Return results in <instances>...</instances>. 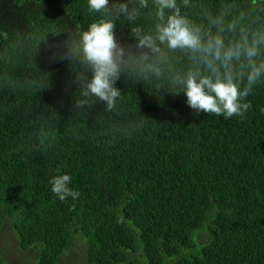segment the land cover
<instances>
[{"label":"trees","instance_id":"trees-1","mask_svg":"<svg viewBox=\"0 0 264 264\" xmlns=\"http://www.w3.org/2000/svg\"><path fill=\"white\" fill-rule=\"evenodd\" d=\"M119 2L132 7L110 6ZM225 3L264 9L191 0L182 11L207 25L206 10ZM150 11L114 20L126 53L115 106L76 107L91 72L68 54L102 14L87 0H0V264L7 241L25 264L76 252L84 264H264V84L243 120L195 116L169 91L167 66L157 78L140 62L136 29H153ZM169 55L173 71L185 68L182 53ZM65 172L76 201L51 191Z\"/></svg>","mask_w":264,"mask_h":264},{"label":"clouds","instance_id":"clouds-1","mask_svg":"<svg viewBox=\"0 0 264 264\" xmlns=\"http://www.w3.org/2000/svg\"><path fill=\"white\" fill-rule=\"evenodd\" d=\"M87 3L90 13H101L102 17L79 35L68 54L91 72L90 78H78L81 95L88 99H78L76 107L91 103L92 97L109 108L115 106L121 95L116 82L126 53L117 42L114 20L121 16L134 19L142 9H150L153 29H136L139 46L146 50L140 62L157 78L164 75L167 66L169 91L183 93L195 116L207 113L227 120L246 118L252 107L247 98L264 84V9L245 12L235 3H225L218 12L206 10L205 25L182 11L191 0H132L131 8L128 2L111 6L110 0ZM177 52L187 64L173 71L169 54ZM59 55L53 51L54 58ZM48 183L60 201H76L81 195L72 186L70 173L52 175Z\"/></svg>","mask_w":264,"mask_h":264},{"label":"rangeland","instance_id":"rangeland-1","mask_svg":"<svg viewBox=\"0 0 264 264\" xmlns=\"http://www.w3.org/2000/svg\"><path fill=\"white\" fill-rule=\"evenodd\" d=\"M9 237H12V235L10 234ZM1 247L4 250H9L8 261L10 264H25L26 261L23 258L24 256L21 253L17 252V249L15 248L16 245H14L12 242L7 241V244L3 243L1 244ZM12 253L14 254L12 255ZM77 254L79 253L76 252V253H73L72 256L69 255L70 257L69 258L67 257V259L61 262V264H84L86 258L83 256L78 257Z\"/></svg>","mask_w":264,"mask_h":264}]
</instances>
